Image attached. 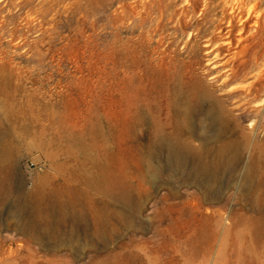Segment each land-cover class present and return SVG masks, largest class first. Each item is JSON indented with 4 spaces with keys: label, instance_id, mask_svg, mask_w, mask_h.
Wrapping results in <instances>:
<instances>
[{
    "label": "rangeland",
    "instance_id": "rangeland-1",
    "mask_svg": "<svg viewBox=\"0 0 264 264\" xmlns=\"http://www.w3.org/2000/svg\"><path fill=\"white\" fill-rule=\"evenodd\" d=\"M232 2L0 0V264H264V0ZM136 101L163 121L189 106L193 145L237 141L239 162L211 182L193 159L154 176V151L125 134ZM42 191L47 231L24 208ZM60 203L83 218L60 222Z\"/></svg>",
    "mask_w": 264,
    "mask_h": 264
},
{
    "label": "bare ground",
    "instance_id": "bare-ground-1",
    "mask_svg": "<svg viewBox=\"0 0 264 264\" xmlns=\"http://www.w3.org/2000/svg\"><path fill=\"white\" fill-rule=\"evenodd\" d=\"M234 2H235V0H234ZM234 2H232V3H234ZM238 7H239V5H238ZM237 12H241V11H239L238 8L233 5L230 8V11H229V13H230L229 17L230 18H229L228 23H227L228 24L227 25L228 26L227 32L230 33V34H228L229 36L233 35V33L235 31V25L236 24H234V19H231V18L233 16H235V13H237ZM241 13H237V14L239 15ZM259 20H260V18H258L256 20V23H259L260 22ZM240 31H242V30H240ZM245 32H246V30H244L242 32V34L239 36V38L237 37L239 39V41L241 40L240 44H243L246 40H249V39H252L255 37L254 34H250L249 36L247 35V36L242 37V35ZM227 36L225 35V37H227ZM231 41H234V40L232 39ZM231 41H230V39H228L226 42L229 45H231ZM236 46H237V44H236ZM219 48H224V47L219 46ZM217 54L219 56L222 54V52H218ZM236 54L237 53H235V55ZM235 55H233V56H235ZM232 57H230V58H232ZM230 58L225 57V58H223L222 62L224 64L226 63L228 65L230 60H231ZM228 79H229V77H228ZM228 79L223 78L222 82L224 83ZM256 82H253L251 84H254ZM168 83H169V81H168ZM128 84H129L128 75L125 74V85H126L125 88L126 89L128 87ZM251 84H250V86H251ZM257 85L259 86L258 82H257ZM170 86H171V84H170ZM249 89H248V97H250V95H252L254 93L252 91L253 87H252V90H251V88H249ZM138 91H139V88H138ZM227 91H229V90H227ZM236 94H234V95H236ZM237 95H239V94H237ZM155 99H154V101H155ZM205 99L207 101H209L211 104L210 109L207 112L209 118L212 119V121L217 123V124H220V123L226 124L227 117H225V116H226L227 110L225 111V107H224L222 101L219 98L214 97L213 95H210V94L205 95L204 99H201V100L204 102ZM171 102H172V100H171ZM160 108H161V106L158 103L155 104L153 102H149L146 106V110H147V112H146V111H143L142 105L140 103H138V101H136L135 103L130 104V105L128 103H126L125 109H124V127H125V134L129 138L128 142H130L132 146H134V145L135 146H142V147H147L149 149H152V151H154V152H153V154L151 153V156L155 157V154H156V158H157V161L159 163L158 164L154 163V166L152 169V173L154 176L158 177L159 174L161 173V168L159 165L165 163L163 160H166L167 162H173L174 164H181V163L186 162L189 159H193V165L194 166H192L191 171H196L194 173L195 175H197V176L200 175V177L205 178V181L211 182L213 180H217L219 173H221L225 168L234 167L235 163L239 162V159L241 157V151H242L241 145L242 144L237 143V141H229L225 145H222L221 148H218L215 150L214 148H212V146H209L210 145V139L207 138L206 135H202L200 133L198 135V137L201 138L202 145L200 147H196L193 145L191 139L194 136H197V134H196V131H197L196 125L197 124L195 123V120H194V110L191 109L189 106H187L185 108V111L183 113H180V115H179V112L175 108V106H173L172 103H169L166 121L158 120V118H160V116H158V118H157L156 115L155 116L153 115V113L155 111H160ZM157 114H159V112ZM142 126H145V135H144L145 137H142V136H139L136 134V131H137L136 129H141ZM218 130L223 131L220 127ZM211 154L214 155L213 158L211 157ZM44 182H45V179L42 181V183L44 184ZM0 185H1V183H0ZM67 189H69V188H67ZM2 190H3V188L0 187V204H1V198H2V192H1ZM42 192H41L42 196H39L36 199H34L35 196L32 195L31 198L29 199V201L24 203V208L26 207L25 209H27V208L32 209L34 211V217H36L35 220L40 221L43 225V229L45 231H47V229H48L47 225L49 223V218H48V215L45 214L47 211V208H44L42 206V204L44 203L46 194L44 193V191H42ZM55 194L57 195V192ZM118 197L120 199L126 201V202H129L131 200L129 193L126 190H121L118 193ZM40 198H41V200H40ZM57 210H58L57 218L60 222L65 221V220H69V218L72 220V222H75V221H79L84 216V213L77 208L76 204L72 205V204L60 203L58 205ZM125 219H127V217L124 216V220ZM20 223H21L22 230H25L24 229L25 223L24 224H23V222H20ZM34 223H35L34 220H32V224H34ZM71 229H72V231H71L70 235L73 236L75 233V224H72ZM97 229H99V228H97ZM32 233H35L38 236L39 235L41 236L40 233H37V232H32Z\"/></svg>",
    "mask_w": 264,
    "mask_h": 264
}]
</instances>
